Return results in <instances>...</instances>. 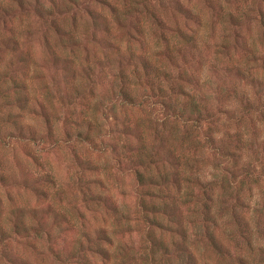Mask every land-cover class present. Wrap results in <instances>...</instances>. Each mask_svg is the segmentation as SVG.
<instances>
[{
	"label": "rangeland",
	"instance_id": "374dc122",
	"mask_svg": "<svg viewBox=\"0 0 264 264\" xmlns=\"http://www.w3.org/2000/svg\"><path fill=\"white\" fill-rule=\"evenodd\" d=\"M262 13L0 0V264H264V181L239 184L264 166Z\"/></svg>",
	"mask_w": 264,
	"mask_h": 264
},
{
	"label": "trees",
	"instance_id": "16d2710c",
	"mask_svg": "<svg viewBox=\"0 0 264 264\" xmlns=\"http://www.w3.org/2000/svg\"><path fill=\"white\" fill-rule=\"evenodd\" d=\"M221 11L224 15H228L229 18H233L234 16H237L236 14H233L232 12H230L227 8H224V7H221ZM222 14V16H223ZM261 17V22L262 24L264 25V13H262L260 15ZM236 19H238V16L236 17ZM198 20H200L198 18ZM122 93V98L124 99L126 105H135L137 107L145 104V103H150V105L154 106L155 104H158L160 106V108L157 109V112L159 114V117H156L157 120H160L164 122V120L168 119V118H172L173 121L175 123H179L181 124L182 126H184L185 128H187L185 131L188 132V133H195L197 130H200L202 129V127L199 125V122L197 119H192V122L190 121V118H189V115L186 114V110H182L181 108H177L178 110H176V108H172V109H167L168 106H165L164 107V104L162 103H153V102H149L150 99H142L140 100L139 102L137 103H133V98L130 97V95H128V93L126 91H121ZM158 97L162 98L161 95H159ZM133 103V104H131ZM168 111H167V110ZM194 109V108H193ZM195 110V109H194ZM196 110L199 111L198 108H196ZM196 112V111H195ZM157 116V115H156ZM160 118V119H159ZM191 122V123H190ZM204 140L206 142V144L209 146V144H211V146H213V143L215 142L214 140V137L212 135H204ZM227 156H229L228 154H226ZM222 157V156H221ZM238 158V157H237ZM239 159V158H238ZM239 164V163H238ZM234 167H237V163L234 165ZM232 174V172H229ZM136 175H137V183L142 186L144 181H143V178H142V175H141V172L140 171H136ZM241 180L239 181V184L240 186H242L243 184H245V182H260V181H264V166H262V169L261 171H255V168H245V170L243 171L242 173V176H241ZM224 178V177H223ZM222 178V180H223ZM200 182H203L201 180V178H197ZM246 180V181H245ZM223 182V181H222ZM213 184V183H211ZM232 184V183H231ZM230 184V182L227 183L226 187H223L222 185V188H223V195H226V194H229L230 191L232 189V185ZM225 186V185H224ZM210 202H209V206L208 208L206 209V212L209 214V215H212V213H214V198L213 197H210L209 198ZM257 226H260V223L257 225ZM103 252H106L105 250H101ZM242 264H248L246 261L244 262L243 260H241ZM195 264H197V262H195Z\"/></svg>",
	"mask_w": 264,
	"mask_h": 264
}]
</instances>
